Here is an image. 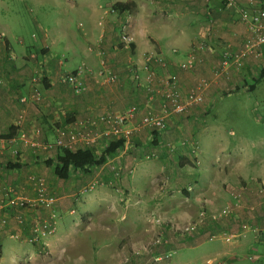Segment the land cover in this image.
I'll return each mask as SVG.
<instances>
[{"label":"crops","instance_id":"0c3cea01","mask_svg":"<svg viewBox=\"0 0 264 264\" xmlns=\"http://www.w3.org/2000/svg\"><path fill=\"white\" fill-rule=\"evenodd\" d=\"M237 1L244 9L264 7V0ZM116 4L123 10H115ZM24 13L33 24L38 13L56 19L51 27L39 20L38 42L32 34L27 44L19 20ZM124 22L132 39L127 46L120 38ZM248 38L240 15L224 0H0L1 254L7 256L19 242L47 257V264H264L263 243L255 239L264 227V203L257 195H245L240 208L231 206L229 216L218 221L205 218L190 237H173L178 224L193 222L199 211L225 206L228 197L217 189L218 180L228 183L238 176L244 184L256 175L264 181L263 161L242 160V139L230 148L215 131L223 129L222 115L234 120L239 113L246 119L253 115L256 126L264 122L257 113L264 109V97H256L264 95V46L259 55L221 68L223 54L234 59ZM201 44L208 50L199 49ZM187 61L191 67L183 68ZM79 68L85 89L76 94L64 79ZM150 72L155 79L148 91ZM172 77L182 101L198 85L202 101L178 113L171 107L164 115L167 88L159 81ZM132 107L139 112L124 126L128 142L103 165L67 180L45 164L62 150L34 146L54 143L59 129L101 133L109 128L104 118ZM145 113L164 116V128L140 126ZM111 140L119 139L101 138L91 148L78 143L76 151L100 154ZM257 140L263 150L264 135ZM217 160L230 166L219 171ZM31 177L43 181L53 204L6 206L5 188L35 197ZM35 224L54 232L32 243ZM205 225L209 238H194L204 236ZM165 254L170 258L154 262Z\"/></svg>","mask_w":264,"mask_h":264},{"label":"built area","instance_id":"2783aa9c","mask_svg":"<svg viewBox=\"0 0 264 264\" xmlns=\"http://www.w3.org/2000/svg\"><path fill=\"white\" fill-rule=\"evenodd\" d=\"M225 5L228 8H232L240 15V21L245 24V26L248 29V32L251 35V38H248L245 40L242 44V47L240 48V51L237 55L224 53L222 57V65L221 68L228 66L231 60L234 62H240L243 60L247 55H259V49L264 46V8L251 5L249 9H244L238 4L237 0H224ZM251 4L254 3L253 0H248ZM128 22H124L121 29H120V38L121 43L125 46L130 45L132 39L130 38L128 32ZM199 49L201 50H208V46L201 44L199 45ZM150 58H156L157 60L159 57L153 55V54H147ZM162 62V60H160ZM187 65H183V68H190V62L187 61ZM83 69L79 68L74 71V73L67 75L65 77V82L68 83V85L72 88L74 93L79 94L82 92L84 88L83 80ZM135 77H137L135 75ZM155 79V73L150 72L148 75H146V89L148 91H151L150 85ZM110 80H113V77L110 78ZM159 85H164L167 90L164 92V96L166 98V103L163 104V114L165 115L167 112V109L172 107L173 112H181L186 107L191 106L193 104L200 103L202 101V95L200 93L201 91V85H198L195 89L191 90L190 93L185 97V100L182 101L179 94L174 90V78L166 79L164 81H159ZM139 109L136 107H132L128 109L125 113L118 115L116 117H106L104 118L105 122L109 125V128L104 130L101 133H92V132H84L79 129H59L57 139L54 141V143H43L41 146L39 143H35V147H41L42 149H51L52 147L59 148L61 150H68V151H76V145L78 143H82L85 147L91 148L93 144L98 141V139L101 138H109L110 136H113L116 139H123L124 143L128 142L129 138V132L124 129V126L131 120L134 119V117L138 114ZM79 127H82L83 124L78 122ZM140 126L142 127H154L157 129H163L164 128V116H157L152 115L150 113H145L141 120H140ZM22 138L24 136L22 135ZM3 141L0 139V144H2ZM31 181L35 182V197L32 199H27L25 197L17 196L13 193V191L9 188L3 189L2 197L5 201V205L11 208L14 207H21L23 209L25 208H31V209H39V207L48 208L50 207L54 199L51 196H48L46 194V189L43 181L41 179L37 178H30ZM229 199L231 200V206L233 208H240L241 201L244 199L245 195L247 194H253L261 197V199H264V181L260 180H254L249 179L248 182H244V184L237 186V188H231L228 190ZM264 203V200H263ZM231 207V208H232ZM231 208L229 206H224L222 209H219V211L213 212V213H206V211H199L197 213L196 219L189 223L184 225V227L181 229L177 228L179 231L181 230L184 234H192L196 233L198 226L203 222L205 218H208L211 221H218L220 218L229 216L231 213ZM245 230V226L243 227ZM33 236L30 239V242L35 243L38 240H41L44 237H49L53 234L54 230L53 228H49L47 225H39L35 224L33 226ZM231 237V236H230ZM162 240V239H161ZM160 238L157 241H154V245H157L160 243ZM170 254H165L160 257H156L154 259V262H159L162 260H167L170 258Z\"/></svg>","mask_w":264,"mask_h":264},{"label":"rangeland","instance_id":"374dc122","mask_svg":"<svg viewBox=\"0 0 264 264\" xmlns=\"http://www.w3.org/2000/svg\"><path fill=\"white\" fill-rule=\"evenodd\" d=\"M36 16H38L39 18H35L36 22L34 24L31 22L30 17H28L25 13L23 14L22 17L19 16L20 22L23 23V24H21L22 25V31L24 32L23 35L26 38L27 44L32 43V40H33V39H31L32 34H34V36L37 37L36 41L38 42L39 34H38V32L35 31V28H36V23L39 22V20L43 26L51 27V25L55 22V19H56V15H54L53 13H48L46 16H44V13H38ZM260 96L264 97V95H262L261 93L256 94V97L258 98V100H259ZM237 104L232 105V106H237ZM251 107L254 108V106H251ZM226 108L227 107L224 108L225 114H226ZM263 110H261V107L257 109V113H258V115L260 114L261 119L263 118L262 114L264 115ZM244 116H245L244 114L239 113L237 120H234L231 117H229V114L227 115V117L222 115L221 117L224 120V122H223L224 124H221V126H223V129L222 130H220V129L215 130L216 135L220 136L219 138L226 137L228 143L231 144V145H229L230 148L234 145L235 142H239L242 139L241 145L239 147L242 149V151H241L242 152V160L244 162L252 160L256 164H262L264 162V151H263L264 149L262 150L261 149L262 146L258 145L260 140H257V138L260 135H264V132H261V129H264V122L262 121V122H260V125L256 126L255 121L253 119L254 118L253 115H252L253 118L248 117L247 119H246V117L244 118ZM230 130L234 131V136H231L229 134ZM243 139H244V141H243ZM256 141H258V142L256 143ZM251 164H253V163H251ZM224 166L228 167L230 165L227 163L222 164V162H219L218 160L215 162V168L219 171H221V169L224 168ZM237 178H238V176L236 177L237 181L232 179L228 183L223 182L222 180H218L217 189L219 188L221 190V193L223 194V196L225 194V198L229 197V194H228L229 191L228 190H230L231 188H237V186L239 187V185L242 184L240 177H239V179H237ZM249 179L261 180L262 178L258 177L256 175H250ZM55 180L58 181L56 178H55ZM231 183H233V184H231ZM211 195H216V194L213 192L212 193L210 192V196ZM226 205L231 208V200L229 198L226 199L225 206ZM200 208H205V207H200ZM200 208H199V210H201ZM220 209H222V208H220ZM206 211H207V209H206ZM182 226L184 227V225L178 224L177 228L180 229ZM215 226H216V224H215ZM239 226H240V224H238L237 227L235 228V230L233 231L234 234L237 232L238 228H240ZM175 227H176V225L171 226V228H175ZM216 228H217V226H216ZM209 229H210V226L205 225L204 226V232H203L204 236L194 237V238H201V240H207L209 238V234H210ZM257 234H258V236L255 239H257V242L263 243V249H264V227L259 228ZM176 235L178 236V238H183V239L190 237V235H184V234L181 235V233L179 231H176V233L173 235V237H175ZM222 240H224V239H222ZM212 244L213 243H211V242H207L205 244V246L213 247ZM30 252L32 254L28 255V253H30ZM41 256L42 255H39L36 252H34V250L32 249L31 246L25 245V244L19 243V242H13L12 247H11V249H9L7 256H4V254L2 252L1 257H0V264H47L48 258L44 257V256L41 257ZM175 259H176V256L173 257V261H171V262H174Z\"/></svg>","mask_w":264,"mask_h":264},{"label":"trees","instance_id":"16d2710c","mask_svg":"<svg viewBox=\"0 0 264 264\" xmlns=\"http://www.w3.org/2000/svg\"><path fill=\"white\" fill-rule=\"evenodd\" d=\"M113 8L118 12L123 10L122 5L120 4L114 5ZM10 137L11 136L9 135L6 138ZM123 144V139H119L118 141L111 140V142L106 143L103 151L96 155L91 149L78 150L75 152L62 150V152L55 158L54 161L47 160L45 161V164L46 166L53 168V173L57 178L60 180H67L74 172H80L92 166L98 167L103 165L107 158L112 156L117 149L123 146Z\"/></svg>","mask_w":264,"mask_h":264}]
</instances>
